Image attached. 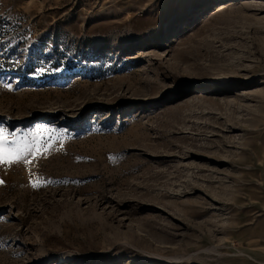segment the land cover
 I'll list each match as a JSON object with an SVG mask.
<instances>
[{
	"label": "rangeland",
	"instance_id": "rangeland-1",
	"mask_svg": "<svg viewBox=\"0 0 264 264\" xmlns=\"http://www.w3.org/2000/svg\"><path fill=\"white\" fill-rule=\"evenodd\" d=\"M0 128V264H264V0H0Z\"/></svg>",
	"mask_w": 264,
	"mask_h": 264
},
{
	"label": "snow or ice",
	"instance_id": "snow-or-ice-1",
	"mask_svg": "<svg viewBox=\"0 0 264 264\" xmlns=\"http://www.w3.org/2000/svg\"><path fill=\"white\" fill-rule=\"evenodd\" d=\"M6 87H10V85H6ZM6 131V129L0 128V165L11 166L19 163H27L26 157L37 148L35 139L31 145L16 146L15 150H12V146L16 145V142L12 141V145H8V141L5 139ZM3 182V180H0V184Z\"/></svg>",
	"mask_w": 264,
	"mask_h": 264
},
{
	"label": "bare ground",
	"instance_id": "bare-ground-1",
	"mask_svg": "<svg viewBox=\"0 0 264 264\" xmlns=\"http://www.w3.org/2000/svg\"><path fill=\"white\" fill-rule=\"evenodd\" d=\"M64 261H65V263L67 262V260H65V259H64Z\"/></svg>",
	"mask_w": 264,
	"mask_h": 264
}]
</instances>
